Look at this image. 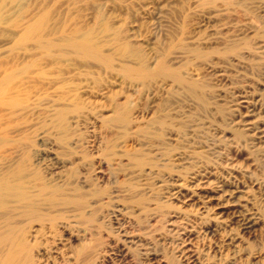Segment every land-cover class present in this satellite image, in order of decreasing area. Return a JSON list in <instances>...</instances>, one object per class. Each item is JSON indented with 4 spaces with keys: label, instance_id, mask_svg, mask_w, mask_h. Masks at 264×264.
Segmentation results:
<instances>
[{
    "label": "rangeland",
    "instance_id": "374dc122",
    "mask_svg": "<svg viewBox=\"0 0 264 264\" xmlns=\"http://www.w3.org/2000/svg\"><path fill=\"white\" fill-rule=\"evenodd\" d=\"M237 91L264 103V0H0V264H264V148ZM196 171L255 224L165 193Z\"/></svg>",
    "mask_w": 264,
    "mask_h": 264
},
{
    "label": "bare ground",
    "instance_id": "6f19581e",
    "mask_svg": "<svg viewBox=\"0 0 264 264\" xmlns=\"http://www.w3.org/2000/svg\"><path fill=\"white\" fill-rule=\"evenodd\" d=\"M80 47L82 49L88 50V46L86 44ZM218 74H221V72ZM260 96L262 95L258 94V96H253L243 91L233 92L229 97L230 99L228 100V107H230L232 111L229 112L231 113V119L232 121L235 120L234 124H236L237 129L241 132V134L247 140L258 141L264 148V103L262 102V98H260ZM208 173H201L197 171L195 173L193 172L188 177L187 181L189 183L186 186H184L185 184L181 182L179 183L177 181H171V183H168L166 180V183H164L162 180L164 185H161L165 189V193H167L171 199H178V197L180 198L183 193L182 191L189 193L190 196L196 195V193H199V191H207V193L212 192L217 197L225 198L229 205L236 206L241 209L239 212L241 229L243 228L244 230H246L247 228H251V226L255 224V221L257 219L254 216V213L251 212L249 208H246V199L238 195L239 193L244 194L245 192L242 191L236 183L231 181L225 182L224 184L220 185L208 182L209 175L211 174L210 173L208 175ZM226 185L231 188L226 189ZM262 189L264 192L263 187ZM121 220L122 219H119L117 217L114 218V223H116L120 231H122L121 235L123 237L120 240L119 248L116 249V251L118 252L117 255L124 256L125 245L127 243H134L135 241L133 242V240L135 239V237L133 235H128V232L124 230V228H122L123 222H121ZM114 226L115 228H117L116 225ZM185 230L186 229L183 227H178V229L174 231V235L171 236L172 245L174 248L173 251L179 258L192 261L197 259L198 253L189 243V241L187 242V240L183 238Z\"/></svg>",
    "mask_w": 264,
    "mask_h": 264
}]
</instances>
